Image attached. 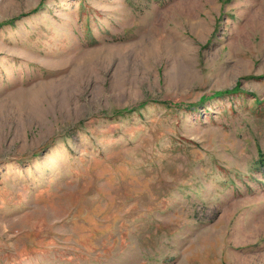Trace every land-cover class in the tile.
Returning a JSON list of instances; mask_svg holds the SVG:
<instances>
[{"label": "rangeland", "instance_id": "rangeland-1", "mask_svg": "<svg viewBox=\"0 0 264 264\" xmlns=\"http://www.w3.org/2000/svg\"><path fill=\"white\" fill-rule=\"evenodd\" d=\"M0 264H264V0H0Z\"/></svg>", "mask_w": 264, "mask_h": 264}, {"label": "trees", "instance_id": "trees-1", "mask_svg": "<svg viewBox=\"0 0 264 264\" xmlns=\"http://www.w3.org/2000/svg\"><path fill=\"white\" fill-rule=\"evenodd\" d=\"M14 20V19H13ZM229 92V91H228ZM232 92V91H231Z\"/></svg>", "mask_w": 264, "mask_h": 264}]
</instances>
